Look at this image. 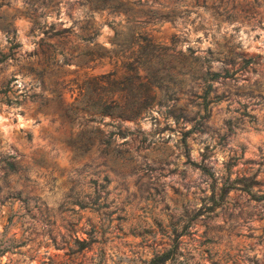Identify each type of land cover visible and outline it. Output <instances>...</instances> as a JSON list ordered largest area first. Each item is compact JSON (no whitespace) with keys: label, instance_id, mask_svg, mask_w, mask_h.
Returning a JSON list of instances; mask_svg holds the SVG:
<instances>
[{"label":"rangeland","instance_id":"1","mask_svg":"<svg viewBox=\"0 0 264 264\" xmlns=\"http://www.w3.org/2000/svg\"><path fill=\"white\" fill-rule=\"evenodd\" d=\"M115 88L141 116L90 105ZM241 176L264 193V0H0V264H264Z\"/></svg>","mask_w":264,"mask_h":264},{"label":"trees","instance_id":"2","mask_svg":"<svg viewBox=\"0 0 264 264\" xmlns=\"http://www.w3.org/2000/svg\"><path fill=\"white\" fill-rule=\"evenodd\" d=\"M113 73L112 76H110ZM217 73L213 72L211 76H215ZM139 75V74H138ZM105 79H98L97 88H100L102 84L109 83L114 84L115 82H119L120 76L114 75V72H108L105 75H102ZM122 88H115L112 91V94L109 96L108 100H101V98L98 95H93L89 98V103L91 106H94L98 108V111L100 112H107V113H114L118 117L121 118H131L135 119L139 116H141V109L145 107V100L136 103L133 105L128 106L124 101V96L120 94H117L118 90H121ZM147 97V95H145ZM143 98H145L143 96ZM7 163L9 166H13V162L7 160ZM203 170H207L206 167L202 166ZM249 177H234L229 182L225 184V182H222V185L220 186L221 192L226 193L230 188H239L243 189L251 194L253 198L260 199L264 197V193L255 194V192L251 191V186L254 184L252 180L248 179ZM74 241L78 244V249H82L86 247L87 240L84 238H78L74 237ZM174 245L171 244L157 252H154L150 255L148 260L146 261V264H163L164 262L172 259L174 257Z\"/></svg>","mask_w":264,"mask_h":264}]
</instances>
